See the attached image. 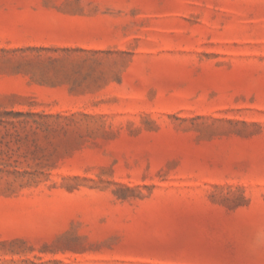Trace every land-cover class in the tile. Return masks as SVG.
<instances>
[{
	"label": "rangeland",
	"instance_id": "1",
	"mask_svg": "<svg viewBox=\"0 0 264 264\" xmlns=\"http://www.w3.org/2000/svg\"><path fill=\"white\" fill-rule=\"evenodd\" d=\"M0 264H264V0H0Z\"/></svg>",
	"mask_w": 264,
	"mask_h": 264
}]
</instances>
